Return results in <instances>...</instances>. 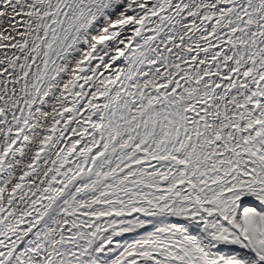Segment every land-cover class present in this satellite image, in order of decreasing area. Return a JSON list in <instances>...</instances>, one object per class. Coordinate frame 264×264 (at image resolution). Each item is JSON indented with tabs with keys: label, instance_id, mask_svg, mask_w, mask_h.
Here are the masks:
<instances>
[{
	"label": "snow or ice",
	"instance_id": "obj_1",
	"mask_svg": "<svg viewBox=\"0 0 264 264\" xmlns=\"http://www.w3.org/2000/svg\"><path fill=\"white\" fill-rule=\"evenodd\" d=\"M0 264H264V0H0Z\"/></svg>",
	"mask_w": 264,
	"mask_h": 264
}]
</instances>
